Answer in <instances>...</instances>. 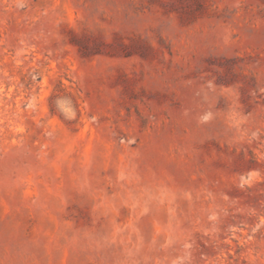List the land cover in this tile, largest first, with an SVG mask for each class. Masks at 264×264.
Segmentation results:
<instances>
[{
	"label": "rangeland",
	"instance_id": "obj_1",
	"mask_svg": "<svg viewBox=\"0 0 264 264\" xmlns=\"http://www.w3.org/2000/svg\"><path fill=\"white\" fill-rule=\"evenodd\" d=\"M0 264H264V0H0Z\"/></svg>",
	"mask_w": 264,
	"mask_h": 264
}]
</instances>
